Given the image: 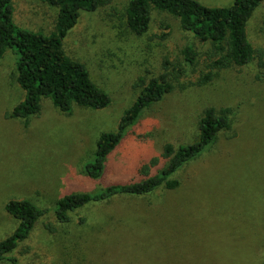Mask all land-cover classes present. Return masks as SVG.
<instances>
[{
	"label": "rangeland",
	"instance_id": "rangeland-1",
	"mask_svg": "<svg viewBox=\"0 0 264 264\" xmlns=\"http://www.w3.org/2000/svg\"><path fill=\"white\" fill-rule=\"evenodd\" d=\"M225 6L232 0H197ZM128 0H111L81 10L66 33V52L85 63L91 78L108 92L103 108L73 105L69 113L41 99L38 115L22 120L6 113L24 97L15 81L17 53L0 58V239L18 221L4 208L9 199H30L47 212L9 253L37 264H264V1L246 24L252 46L262 49L244 65L210 69L208 42L182 29L178 18L153 9L146 32L126 26ZM13 19L21 27L49 32L56 8L39 0H12ZM196 52L186 62L183 49ZM165 72L173 88L139 115L108 155L101 185L138 178L152 156L161 168L164 143L174 147L198 133L205 107L229 106L230 127L199 156L177 169L178 185L160 186L137 196L115 195L87 203L56 220V201L68 192L90 191L100 183L83 173L93 160L102 131L114 130L133 102L139 75ZM13 132V133H12ZM17 150V151H16ZM83 217V221H80ZM50 223L52 230L47 228ZM0 264H13L0 260Z\"/></svg>",
	"mask_w": 264,
	"mask_h": 264
},
{
	"label": "trees",
	"instance_id": "trees-1",
	"mask_svg": "<svg viewBox=\"0 0 264 264\" xmlns=\"http://www.w3.org/2000/svg\"><path fill=\"white\" fill-rule=\"evenodd\" d=\"M39 1L56 8L53 28L47 33L19 26L13 19L12 0H0V58L8 48L17 53L15 81L24 91L23 99L6 113V117L19 118L24 125H27L30 116L39 114L44 97L50 98L53 106L64 113H69L73 105L97 109L110 102L108 92L91 78L85 63L66 52L63 38L77 23L81 10L91 11L111 0ZM263 1L232 0L225 6H207L197 0H128L125 22L129 30L142 34L148 29L153 9L166 11L178 18L182 29L208 42L206 53L210 58V69L195 82L202 85L213 79L214 70L244 65L254 56L261 58L262 49L252 46L247 37L246 24ZM183 55L186 62L192 63L196 52L188 45L183 49ZM132 86L139 88L135 99L123 111L114 130L99 134L93 160L82 167L84 174L99 183L103 180L108 155L128 128L135 124L144 109L173 88L165 72L149 78L139 75ZM232 113L229 106L218 109L205 107L198 119V133L194 140L176 147L170 142L164 143L161 156L167 160L161 168L151 172L159 160L158 156H152L139 166L136 180L100 183L90 191L65 193L56 201V220L67 222L75 209L115 195L137 196L160 186L167 189L176 187L178 180L172 177L173 173L205 151L221 130L230 127ZM4 208L18 223L8 236L0 239V260L6 259L13 264H37L19 261L9 253L27 237L35 221L47 212V208L39 207L26 198L9 199ZM46 226L53 229L50 223Z\"/></svg>",
	"mask_w": 264,
	"mask_h": 264
},
{
	"label": "bare ground",
	"instance_id": "bare-ground-1",
	"mask_svg": "<svg viewBox=\"0 0 264 264\" xmlns=\"http://www.w3.org/2000/svg\"><path fill=\"white\" fill-rule=\"evenodd\" d=\"M13 133V132H12ZM17 151V150H16Z\"/></svg>",
	"mask_w": 264,
	"mask_h": 264
}]
</instances>
